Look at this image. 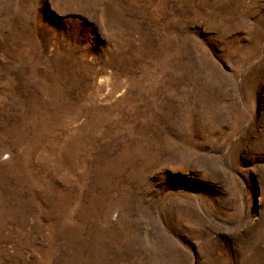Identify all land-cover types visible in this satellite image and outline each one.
<instances>
[{
    "label": "rangeland",
    "instance_id": "rangeland-1",
    "mask_svg": "<svg viewBox=\"0 0 264 264\" xmlns=\"http://www.w3.org/2000/svg\"><path fill=\"white\" fill-rule=\"evenodd\" d=\"M0 264H264V0H0Z\"/></svg>",
    "mask_w": 264,
    "mask_h": 264
}]
</instances>
